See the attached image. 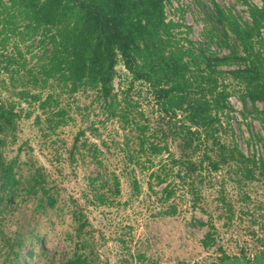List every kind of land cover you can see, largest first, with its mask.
I'll use <instances>...</instances> for the list:
<instances>
[{
    "label": "rangeland",
    "instance_id": "obj_1",
    "mask_svg": "<svg viewBox=\"0 0 264 264\" xmlns=\"http://www.w3.org/2000/svg\"><path fill=\"white\" fill-rule=\"evenodd\" d=\"M216 1L243 23L251 21L250 3L263 4ZM213 9L210 0L166 4L167 18L178 24L180 36L226 54L237 44L232 33L225 36ZM237 66L233 62L222 68ZM0 78L5 79L0 94L15 100L22 112L4 147L6 158L17 160L21 183L12 202H0V264H64L75 251L91 264H264V123L253 104L242 101L233 77L222 78L231 92V109L222 114L217 134L255 158L251 178L239 163L215 169L206 155L217 156L210 151L211 141L183 148L190 124L185 113L171 118L162 113L148 85L134 81L122 60L115 92L121 100L127 97L131 116L147 126L151 140L161 144L160 152L141 150L136 125L108 113L94 89L33 88L43 97L53 92L56 107L67 111L66 121L53 127L49 110L19 97L22 81L8 72ZM257 106L264 109V102ZM181 123L187 125L179 133ZM93 145L100 159L93 156ZM180 158L195 164L186 169ZM37 170L45 178L41 185L56 198L53 205L43 190L27 188ZM97 193L104 194L105 202L97 200Z\"/></svg>",
    "mask_w": 264,
    "mask_h": 264
},
{
    "label": "trees",
    "instance_id": "obj_2",
    "mask_svg": "<svg viewBox=\"0 0 264 264\" xmlns=\"http://www.w3.org/2000/svg\"><path fill=\"white\" fill-rule=\"evenodd\" d=\"M169 1L0 0V73L8 72L14 80L22 81L24 88L17 92L19 97L49 110L53 127L66 121L67 111L56 107L58 98L53 92L43 97L41 90L33 88L51 85L74 92L94 89L108 113L136 125L141 150L160 152L162 146L151 140L147 126L136 120V115L131 116L125 105L127 97L121 100L115 92L117 65L122 60L134 81L148 85L162 113L170 118L178 111L185 113L190 124L183 148L199 144L200 140L211 141L208 148L217 156L206 155L215 169L222 163H239V170L251 178L255 174L250 163H256L255 158L222 141L217 133L222 114L231 109V92L223 81L226 74L236 80L242 101L246 105L251 102L264 123V109L257 106V102H264V0L262 5L249 4L251 21L245 23L216 0H210L214 6L212 16L223 26L225 36L233 34L237 44L226 54L213 53L188 36H180L175 31L178 24L167 18ZM233 62L238 63L236 68H222ZM0 83L4 85L5 79ZM17 106L20 105L15 100L0 94V202H12L21 183L17 160L7 159L4 153L6 138L15 134L22 113ZM181 125L179 133L187 124ZM90 149L97 157L98 148L93 145ZM177 161L186 169L195 164L183 158ZM44 179L40 170L35 171L28 178V190L48 194L41 185ZM114 179L118 191L117 175ZM166 192L170 196L172 190L166 187ZM95 197L105 202L104 194L97 193ZM48 200L52 205L56 202L51 194ZM65 260L64 264H91L78 251Z\"/></svg>",
    "mask_w": 264,
    "mask_h": 264
}]
</instances>
